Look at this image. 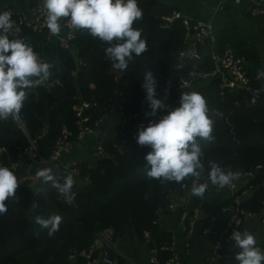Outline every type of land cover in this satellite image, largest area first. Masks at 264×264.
Instances as JSON below:
<instances>
[{"label":"trees","instance_id":"16d2710c","mask_svg":"<svg viewBox=\"0 0 264 264\" xmlns=\"http://www.w3.org/2000/svg\"><path fill=\"white\" fill-rule=\"evenodd\" d=\"M143 11L142 19L133 25L147 42V51L133 56L129 68L122 75L106 58L108 45L93 38L86 31L74 32L73 46L65 50L49 32L33 34L24 30V39L32 42L33 50L44 62L52 63L51 87L28 89V97L20 111L23 129L15 118L0 120V166L12 170L19 164H30L28 151L35 145L38 159L51 163L58 143L68 134V141L77 145L81 131L79 110L83 104L93 106L83 115L94 124L104 120L108 107L114 105L124 118L146 117L149 124L157 117L146 116L150 111L142 88L143 74L152 71L156 80V96L176 93L203 75L215 71L213 43L209 40L197 48L199 59L187 58L189 42L181 21L166 27V18L174 8L158 0H137ZM15 27L19 25L16 18ZM67 23V19H63ZM243 59V73L248 85L260 91V99L251 105L252 95L242 87L222 88L220 79H212L199 93L206 99L209 117L213 120L214 141H201L203 162H217L222 168L249 176L248 184L235 197L219 208H233L241 198L238 209L255 216L264 215V81L258 78L264 61L253 51L236 52ZM183 54H185L183 56ZM191 73H195L191 75ZM50 95L52 111L49 110ZM138 131L125 127L120 134L126 151L121 153L114 143H101L106 158L96 168L77 163L79 175L72 189L75 200L69 204L49 186L45 193L37 188L24 189L19 202L7 203L8 211L0 215V264H86L80 255L95 249L101 261L104 249L96 246L100 235L111 231L123 242L138 240L156 260V264H170L174 236L159 225V215L166 211L176 193L184 194L191 188L187 179L178 184L161 183L145 175L144 156L151 151L136 142ZM97 146V145H96ZM94 147V149L96 148ZM94 149H92L94 151ZM18 167L12 170L20 180ZM99 169V171L97 170ZM61 177L64 174H58ZM202 179H207V174ZM208 185H211L210 181ZM247 192L248 196L244 197ZM194 198L195 209L202 199ZM35 201L39 207L31 210ZM60 215L59 230L52 236L35 223V216L45 218ZM194 214V213H193ZM192 214V215H193ZM209 227L206 224V228ZM240 231V230H239ZM116 264H127L117 249H105ZM264 250V247L261 248ZM75 259V260H74ZM218 264H239L235 255L219 258Z\"/></svg>","mask_w":264,"mask_h":264},{"label":"clouds","instance_id":"9594fccd","mask_svg":"<svg viewBox=\"0 0 264 264\" xmlns=\"http://www.w3.org/2000/svg\"><path fill=\"white\" fill-rule=\"evenodd\" d=\"M42 12L45 26L52 35L59 36L60 21L66 18L70 30H84L106 43V58L121 75L128 70L134 55L140 56L147 51L141 31L133 27L143 16L137 0H42ZM17 31L11 12H0V120L15 118L28 97L27 90L46 84L54 67L52 63L41 62L32 46L16 37ZM142 88L150 108L146 116L156 118L158 111L165 113L158 120L150 121L147 127L141 126L136 136L139 146L151 148L144 156L145 175L161 183L180 184L190 179V194L196 197H203L209 181L221 189L231 186L237 178L236 173L212 160L208 161L206 170L202 159L201 141L210 143L215 139L213 120L204 96L195 91L181 93L179 106L171 109L165 103L167 93L157 98V80L148 70L143 74ZM205 172L207 179L201 183ZM31 181L50 185L69 204L75 200L72 174L61 177L51 167H43L35 172ZM20 182L12 170L0 166V215L7 213L6 201L15 199ZM47 191L43 186L36 190L37 194ZM38 207L33 201L31 210ZM61 222L60 215L35 216V223L47 229L49 236L59 230ZM230 240L239 249L235 254L239 264H264V250L257 247V239L250 231L234 230Z\"/></svg>","mask_w":264,"mask_h":264},{"label":"crops","instance_id":"0c3cea01","mask_svg":"<svg viewBox=\"0 0 264 264\" xmlns=\"http://www.w3.org/2000/svg\"><path fill=\"white\" fill-rule=\"evenodd\" d=\"M158 1L174 8L192 22L207 25L215 40L213 45L215 54L223 55L229 49L235 52L253 51L264 61V16L254 17L251 14V9L264 0H248L241 4L231 0ZM37 4L42 5V0H0V12L10 7L25 9ZM60 23L59 36H67L71 33L72 30L63 25V19ZM222 72L224 75L227 73L226 71ZM216 78H221V74ZM216 78H200L194 81L192 83L193 91L199 93L208 86L209 81ZM181 93V90L170 93L167 96L166 104L173 108L178 107ZM141 126H148L144 116L127 119L119 114H111L104 119L103 124L92 135L79 141L73 151L58 162L47 164L46 167H51L57 174H72L76 178L71 171L73 163H84L90 168H96L98 158L92 152L96 145L101 143L119 144L120 134L125 127H132L139 131ZM19 167V175L25 177V166L20 165ZM248 182H239V190L242 191ZM42 186L45 187L41 184L38 188ZM206 191L198 209H195L194 198L186 189L184 194L176 193L174 195L179 206L176 212L166 210L159 215V225L175 237V253L180 264H204L217 242L218 235L232 216L231 208L225 210L219 208L222 203L233 198L230 186L221 189L211 184ZM182 213L188 215L197 213L192 230L188 234L183 230ZM209 215L214 216V221H210ZM206 224L209 227L206 228ZM245 229L255 235L257 247H264V226L261 224L260 217L244 222L240 231ZM118 253L126 260L127 264H154L151 254L136 239H128L124 242L121 240ZM74 264H76L75 261ZM214 264H218V260Z\"/></svg>","mask_w":264,"mask_h":264},{"label":"built area","instance_id":"2783aa9c","mask_svg":"<svg viewBox=\"0 0 264 264\" xmlns=\"http://www.w3.org/2000/svg\"><path fill=\"white\" fill-rule=\"evenodd\" d=\"M237 4L244 3L248 0H231ZM4 11H9L12 14V19L16 18L18 20L19 25L16 27L18 31L16 32L17 38H23L24 30H29L33 34H42L45 32H49L47 27L45 26V17L42 12V5L37 4L28 8H6ZM251 14L254 17H260L264 16V1L257 3L252 9ZM166 20V27H169L173 25L177 21H181L186 29V38L189 42V52L187 54V58H193V59H199V55L197 53V48L199 45L204 44L208 40L214 44L215 40L212 35V32L210 28L207 25H204L202 23H195L190 21L187 17H185L182 13L175 11L172 16L165 19ZM64 22V20H63ZM65 27H67V23H63ZM68 28V27H67ZM69 29V28H68ZM50 33V32H49ZM50 37H55L57 41H59L62 45V47L65 50H69V42H72L74 38V32L71 31L67 36H56L52 35L50 33ZM11 38V37H10ZM24 39V38H23ZM27 43L32 45V42L29 39H24ZM185 54H183L184 56ZM40 58V57H39ZM41 62H44L43 59H41ZM213 61L215 62V71L212 74L209 75H203L201 78H216L219 74H221V78H219L222 81V88L223 89H229V90H236L239 87H242L247 92H249L253 97L251 100V105H256L257 102L260 99V91L253 90L249 87L248 81L245 78V75L243 73V67H242V61L243 59L240 58L237 53L229 49L227 50L223 55H217L214 53L213 55ZM264 69V66H263ZM222 71H226L227 73L224 75ZM258 78L262 81H264V70L258 75ZM218 79V78H216ZM45 87H51L50 82L48 81L46 84L42 85ZM41 86V87H42ZM40 87V86H37ZM182 93L184 92H192V83H189L181 88ZM166 103V101H165ZM167 105V104H166ZM169 108L174 109L173 107L167 105ZM93 106L83 104L81 109L79 110L78 117L80 118V124H81V131L78 135V141H82L86 139L88 136L92 135L102 124L104 120H98L94 124L90 123V119L88 117H85L83 115L85 110L91 109ZM111 114H119L117 111L116 106L112 105L108 107L107 114L105 118H107ZM120 115V114H119ZM122 116V115H120ZM123 117V116H122ZM137 116H134L135 118ZM16 121L23 129V117L21 114H17L15 116ZM132 119V118H127ZM159 118H157L158 120ZM76 144L72 141H68V134L63 138L62 141H60L54 151V153L51 156L50 162H58L61 160L65 155H68L71 151L74 150ZM124 146V141L120 142L119 144H116L117 150L121 153L122 147ZM31 153L28 155L30 156V164H28L25 168V175L31 176L34 175L35 172L46 166L47 164L43 161H40L38 159L37 154V148L35 145H32ZM95 155L98 158V161L106 158L105 150L102 144H98L96 148L94 149ZM19 167V164L13 165L12 170H15ZM71 171L72 173L77 177L79 175V171L77 169V163H73L71 165ZM237 178L232 182V185L230 186V190L233 192V197L240 191L239 190V182L248 181L249 176L236 174ZM206 180L201 179V183H204ZM189 189V188H187ZM248 193H244V197H247ZM241 198H236V204L233 208H231L232 216L227 222V224L222 229L221 233L218 235L217 242L208 256L206 262L204 264H214L217 260H219V250L221 249L222 243H224L226 246H229L233 244V242L230 240L231 234L234 230H240L244 222H246L249 219L260 217L261 224L264 226V215L262 216H255L250 213H245L240 211L237 207L240 204ZM178 203L177 201L173 199L171 201L170 206L168 207L169 212H176L178 209ZM195 214V215H194ZM193 215H188L187 213L181 214V221L183 225V230L186 234L190 233L192 230V226L194 225V222L197 218V213H194ZM210 221H214V216L209 215ZM98 241H101L104 245V252L101 254V257L104 256V259L101 261H98V258L95 257V249L92 248L89 252L81 253V257L85 259L86 264H116L114 260L110 257L109 253L105 249H117L116 247V237L114 236L113 232L108 231L102 235H100V238ZM174 252V259L171 261L170 264H180L178 257L175 253V237H174V244L171 248ZM75 260V259H74ZM152 262L156 264V260L152 257Z\"/></svg>","mask_w":264,"mask_h":264},{"label":"water","instance_id":"95a60500","mask_svg":"<svg viewBox=\"0 0 264 264\" xmlns=\"http://www.w3.org/2000/svg\"><path fill=\"white\" fill-rule=\"evenodd\" d=\"M74 32V31H73ZM73 43L69 42V47H72ZM49 110L52 111V96L50 95V101H49ZM122 151H126V147L123 146L122 147ZM28 153H31V149L28 151ZM99 171V169H97ZM34 175L31 176H25V177H21L20 178V184L16 190V194H15V199L9 198V201H6L7 203H14V202H19V195L20 193L24 190V189H28V188H38L39 186H41L40 182H35L33 183L32 177ZM187 191H190V189H187ZM12 199V200H11ZM121 243V239H117L116 240V247L118 248L120 246ZM96 246L99 250H102L104 248V245L101 241H97ZM239 249L237 247H234L232 244L229 246H226L224 243H222L221 249L219 250V256L220 258H226L232 255H235L236 252H238ZM101 259H104V256L101 257Z\"/></svg>","mask_w":264,"mask_h":264},{"label":"rangeland","instance_id":"374dc122","mask_svg":"<svg viewBox=\"0 0 264 264\" xmlns=\"http://www.w3.org/2000/svg\"><path fill=\"white\" fill-rule=\"evenodd\" d=\"M44 167H46V166H44Z\"/></svg>","mask_w":264,"mask_h":264}]
</instances>
